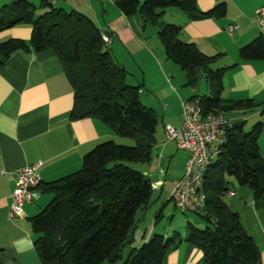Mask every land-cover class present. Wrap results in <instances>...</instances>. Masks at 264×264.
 Instances as JSON below:
<instances>
[{
  "label": "trees",
  "instance_id": "obj_1",
  "mask_svg": "<svg viewBox=\"0 0 264 264\" xmlns=\"http://www.w3.org/2000/svg\"><path fill=\"white\" fill-rule=\"evenodd\" d=\"M114 3L126 16L139 14L141 28L147 23L159 25L157 35L164 55L184 72L186 86L195 87L204 76L213 94L189 99L196 100L204 113L224 114L259 105L252 99H222L223 68L213 66L219 54L205 55L195 44L181 41L179 25L160 21L171 7L194 20L221 18L226 13L225 2L205 11L198 8L196 0ZM45 7L48 10L37 14ZM23 25L31 29L28 39L0 42V68L17 51L52 49L72 88L69 117L95 118L114 134L132 141L130 145L114 140L98 143L83 155L79 169L48 183L40 180L36 188L52 197L39 213L27 218L37 234L33 248L40 264L114 263L121 258L123 248L133 243L139 220L136 213L147 209L152 197L150 180L130 164L151 159L157 115L140 102L142 85L126 82L128 72L108 52L101 36L104 31L89 17L76 10L64 11L49 0H42L38 6L27 0H12L0 7V31ZM239 54L244 60L264 59L263 37L242 46ZM238 126L233 123L227 128L220 151L203 177V207L187 210L209 225L199 228L187 221L184 236L175 230L169 240L161 232L151 231L124 264H164L167 253L182 240L201 251L202 264H262L255 242L224 201L231 179L249 187L255 198L264 195V158L258 146L262 122H255L248 131ZM0 264H4L1 256Z\"/></svg>",
  "mask_w": 264,
  "mask_h": 264
},
{
  "label": "crops",
  "instance_id": "obj_2",
  "mask_svg": "<svg viewBox=\"0 0 264 264\" xmlns=\"http://www.w3.org/2000/svg\"><path fill=\"white\" fill-rule=\"evenodd\" d=\"M11 1L0 0V7ZM27 1L37 5L42 0ZM57 1L69 10L92 18L94 24L110 36V53L128 72L126 82L142 85L139 100L153 109L159 119L151 159L133 165L150 180L152 195L157 193L154 202L161 198L169 201L172 180L182 175L188 153L178 148L175 141L165 139L164 125H181L180 101L198 98L199 86L187 88L184 72L164 55L157 39L158 30L155 35H148L147 27L141 28L138 24L139 18L124 15L115 0H56L54 5ZM220 2L226 3V13L221 18L194 20L180 10L174 12L173 22L181 27V41L195 44L205 55L219 54L213 66L223 68L222 99H252L259 104L250 109L230 110L235 115L232 119L224 115L230 125L238 123L241 131L257 121L262 122L258 146L264 158V59L244 60L239 54V49L253 39L260 36L264 39V33L255 22V12L264 5V0H196V5L205 11ZM231 22H236L239 28L228 34L226 27ZM10 30L8 39H28L31 32L25 25ZM71 106L72 88L52 49L17 51L0 68V248L8 251L7 255L14 259L12 264H28L27 258L32 264H40L33 239L27 237L22 227L52 196L37 190V198L24 204L20 215L10 217L16 170L42 161L38 173L41 183H48L79 169L83 155L98 143L106 140L126 143L95 118L71 119ZM229 191L234 194L226 192L224 201L238 215L264 264V195L255 198L249 187L238 185L232 179ZM170 229L160 230L154 226L141 235V245L151 231L161 232L169 240L175 231L170 232ZM179 234L183 237L185 231ZM164 264H202V253L192 243L182 240L167 253Z\"/></svg>",
  "mask_w": 264,
  "mask_h": 264
},
{
  "label": "built area",
  "instance_id": "obj_3",
  "mask_svg": "<svg viewBox=\"0 0 264 264\" xmlns=\"http://www.w3.org/2000/svg\"><path fill=\"white\" fill-rule=\"evenodd\" d=\"M112 1V0H110ZM52 4L56 0H49ZM255 22L260 31L264 33V5L255 12ZM239 28L236 22L227 25L228 34ZM103 44L109 46L111 38L102 32ZM181 125H164L167 140L175 141L180 149L187 151V159L183 173L172 180L169 199L179 211H199L204 204L205 197L201 192L203 177L207 173L212 161L220 151L224 142L227 128L230 126L228 118L220 111L204 113L196 100L180 101ZM42 161L23 166L16 170L17 181L10 199L9 216L22 213L24 204L31 203L38 196L36 188L40 183L38 168ZM233 195L232 191H227Z\"/></svg>",
  "mask_w": 264,
  "mask_h": 264
},
{
  "label": "rangeland",
  "instance_id": "obj_4",
  "mask_svg": "<svg viewBox=\"0 0 264 264\" xmlns=\"http://www.w3.org/2000/svg\"><path fill=\"white\" fill-rule=\"evenodd\" d=\"M38 5L39 4H37L36 6H38ZM55 7L63 8L66 11L69 10L68 7H66L64 4H62L60 2H58L55 5ZM46 10H48V7L40 8L37 10V12H38L37 14H41ZM174 12H180V9L175 8V7H171V8L166 9L165 14L163 15V17H161L160 21H162L164 23L176 24L175 22H173L174 17L176 15V14H174ZM136 16H137V18H139L138 24L141 26L142 18L139 14H137ZM146 27H147L146 33L148 35H155L156 31L159 29V25H152L151 23H147ZM9 37H11V30L10 29H4V30L0 31V42L7 40ZM158 43H159V40H158ZM161 49H162V47H161ZM108 52L110 53V50H108ZM168 61L170 63L172 62L170 60H168ZM171 64L174 65V63H171ZM176 68L179 69V67H177V65H176ZM127 78H128V76H127ZM132 82H134V81L132 80ZM196 86H199V96L213 94V92H210L208 90V83L206 82L203 75L200 78V80L198 81V84ZM187 88L191 89L190 87H187ZM224 114L230 119H232V117H235V115H233L230 111H226ZM157 119H159V117H157ZM250 128H251V126H247V128H245L244 130L248 131ZM164 137H165V132H164ZM122 138H124V137H122ZM165 139H166V137H165ZM123 140H126V143H124L126 145H130L132 143V141L127 137H125ZM118 144H120V143H118ZM130 166L132 167L133 163H131ZM156 195H157V193L152 195L147 209L138 210L136 213V217H138L139 220L137 223V227L135 229L133 243L129 244L123 248L121 258L118 259L117 261H115L114 263H108L107 261H103L101 264H124L127 261V259L130 257L133 248H137L141 245V242H140L141 235L143 233L147 232L149 229H153L155 225L158 228H160V230H163L164 227L165 228L170 227L171 228L169 230L170 232L172 231V229H174L176 231H179L180 233H183V231H185V224L187 221L192 222L194 225H196L199 228H204V227H206V225H209V223H207L206 221L201 219L196 213L187 212V211L183 212V213L180 212L179 210H177L174 207V205L171 201H166V200L162 201V198H161V199H157L156 203H155L154 199H155ZM159 213H161V215L157 219L156 217ZM156 219H157V222H156ZM24 224L25 225L22 227L24 233L27 235V237L29 236V237H31V239H35L37 234L35 232H33L30 223L27 220H25ZM169 231H168V233H169ZM1 255H2V258L4 260V264H12V261H11L9 255H7V254H1ZM27 261H28V264H32L30 259L27 258Z\"/></svg>",
  "mask_w": 264,
  "mask_h": 264
},
{
  "label": "water",
  "instance_id": "obj_5",
  "mask_svg": "<svg viewBox=\"0 0 264 264\" xmlns=\"http://www.w3.org/2000/svg\"><path fill=\"white\" fill-rule=\"evenodd\" d=\"M1 254H8V251L4 248H0V255ZM12 261L14 260L12 257L10 258Z\"/></svg>",
  "mask_w": 264,
  "mask_h": 264
}]
</instances>
